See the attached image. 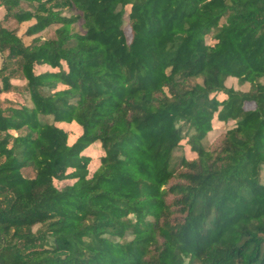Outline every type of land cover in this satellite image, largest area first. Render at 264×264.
<instances>
[{
	"label": "trees",
	"instance_id": "obj_1",
	"mask_svg": "<svg viewBox=\"0 0 264 264\" xmlns=\"http://www.w3.org/2000/svg\"><path fill=\"white\" fill-rule=\"evenodd\" d=\"M0 8V264H264V0Z\"/></svg>",
	"mask_w": 264,
	"mask_h": 264
},
{
	"label": "rangeland",
	"instance_id": "obj_2",
	"mask_svg": "<svg viewBox=\"0 0 264 264\" xmlns=\"http://www.w3.org/2000/svg\"><path fill=\"white\" fill-rule=\"evenodd\" d=\"M3 14H4V10L2 8H0V20L3 18ZM31 23H25L23 25H21V28H20V35L23 36L26 29L28 28V26H30ZM54 28H51L50 31H53ZM77 30L81 31L80 27L77 26ZM25 41L26 42H29L30 39L29 38H25ZM228 86H235L236 85V81L235 79H231L228 83H227ZM51 121V118L49 119ZM225 133V130L222 129V128H218L217 130H215L214 132L210 133L209 134V139H210V142L211 143H216L217 141H219L223 134ZM80 134V129L77 127V126H72L70 128V137H71V141H73L74 137L75 136H78ZM90 153V152H89ZM93 169V167H92ZM65 184H68V182H57V185L58 187H62L64 186Z\"/></svg>",
	"mask_w": 264,
	"mask_h": 264
}]
</instances>
